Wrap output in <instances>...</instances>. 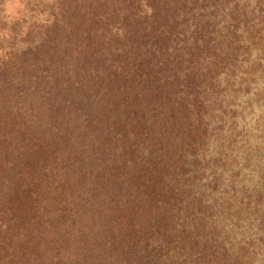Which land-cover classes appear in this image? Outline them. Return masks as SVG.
I'll use <instances>...</instances> for the list:
<instances>
[{
	"label": "rangeland",
	"instance_id": "rangeland-1",
	"mask_svg": "<svg viewBox=\"0 0 264 264\" xmlns=\"http://www.w3.org/2000/svg\"><path fill=\"white\" fill-rule=\"evenodd\" d=\"M146 1L151 0H137L140 18L152 13ZM105 3L104 12H96L101 21L95 25L92 20L95 11L80 0H0V139L6 140V148H0V229H6L8 222L10 225L5 192L28 176L23 157L29 145L46 143L53 150L57 145L63 148L70 138L78 144L73 158V152L64 148H54L53 154L47 152L50 161L54 163L56 156L57 161L52 164L55 172H46L44 186L53 197V207L76 206L77 213H82L74 222L62 226V232L67 231L69 237L80 229L90 231L95 223L99 227L106 221L112 223L115 207L125 209L122 227L119 226L114 238L118 256L115 254L110 264H179L184 249L175 241L183 234V228L189 229L195 223L192 211L205 221H213L214 233L223 241L246 247L250 251L248 264H264L263 212L241 202L243 191L249 194L255 189L264 191V155L258 154L260 149L264 150L263 49L250 45L249 34L238 38L239 47L229 59L232 63L227 70L231 83L228 87V79L222 73H217L219 86L212 87L210 82L215 84L216 79H208L205 59L196 60L193 67L203 88L200 99L204 100V106L187 111L177 99L181 91L183 95L188 91L182 87L168 89L165 86L168 83L162 84L163 79L155 81V76L144 79L143 59L153 55L175 62L176 49H181L188 42L186 39L190 40L195 22L192 15L206 16L211 9L202 7L200 1L197 4L200 8L185 14L173 7L167 10L161 3L162 13L169 17L161 20V26L157 22L152 26L150 20L144 31L155 36L139 40L137 44L144 43L134 60L124 66L123 52L129 48L125 33L131 28L124 16L125 0H105ZM256 4V0H233L230 7L236 6L240 13H245L242 20L252 21ZM185 19L178 27L184 34L167 40L162 47L154 45V39L163 35L162 30ZM101 38L107 49L103 50L97 42ZM114 43L122 55L118 61L121 72L125 71L126 77L132 79L117 77L121 87L106 92V86L92 84L97 68L105 62L92 61V52L95 46L97 51L103 50L108 55L105 62L108 64ZM103 71L101 77L108 74V69ZM86 85L88 89L83 91ZM148 86L156 90L153 98L146 95ZM191 99L187 96V101ZM241 107H246L243 115L239 112ZM191 115H199L198 120ZM96 117L101 122L94 127ZM232 121H235L232 133L248 140L247 144L256 152L253 156L251 153L254 162L247 161L248 166L241 170L234 186L218 158L228 141L227 129ZM96 138L99 143L95 152ZM70 155L71 166L66 168L64 161ZM67 172L70 181L65 179ZM231 195L234 196L229 198ZM101 197L106 210H99L94 203ZM85 200H88L85 207L77 205ZM58 238L59 232L55 241ZM15 239L16 236L13 246ZM70 240L71 246L76 247L73 241L77 238ZM50 250L48 263L52 259V263L89 264L91 260L93 264L92 259L80 256L76 248L66 250L59 242ZM18 262H12L10 257L0 260V264Z\"/></svg>",
	"mask_w": 264,
	"mask_h": 264
},
{
	"label": "trees",
	"instance_id": "trees-1",
	"mask_svg": "<svg viewBox=\"0 0 264 264\" xmlns=\"http://www.w3.org/2000/svg\"><path fill=\"white\" fill-rule=\"evenodd\" d=\"M153 1L155 0H151L150 2L146 1V6L152 10V13H145L142 18H140L138 16L139 8L137 0H125L126 6L124 7V16L127 18V24L130 25L131 28L125 33L127 47L129 48L123 52L125 53V57L122 60L125 62V64H123L124 66L126 63H129L130 60H134L136 55L135 53H137L139 48H141L140 44L144 43L140 41V43L137 44L139 40L142 38L145 39L147 36H155L152 33H146V31H144L147 30L150 20L152 26L154 25V22H157V26H161V20H165V16L169 17V15L162 13L160 9L161 3L166 5L167 10L173 7L176 11L178 9V11L181 10L185 14H189L190 12L192 13L194 9L200 8L197 6L200 1L203 2V4H201L202 7L204 6L211 9V11H209V15L206 16H203V13H194L192 15L195 17V22H192L193 26L190 32V40L189 38L186 39L185 41L188 42L185 43L181 49H176L177 59L175 62L168 61V58L165 60L156 56L153 57V55H146L143 59V63H145V71H143L144 79L155 76V81L159 82L163 79L162 84L163 82H167L168 84H165V86H167L166 88L168 89L169 87H182L183 90L188 91L187 95H183L181 91V95L177 99V101L179 100L177 102L179 106L184 104L187 111L192 107L197 109L204 106V100L200 99L203 88L201 82L198 78H196V74L198 72L195 71V68L193 67L196 60L205 59L204 65L207 70V75L210 74L208 79L210 81L216 79L215 84L210 82L212 87L219 86L217 79L218 74L220 73L224 74L225 78L228 79V83L226 84V87H228L231 83L229 81V74L227 70L232 63V60L229 61V59L234 57V50H237L239 47L237 44V41L239 40L238 38H243L244 33L245 35L249 34L251 35L249 37L250 45L254 48L255 45H257L256 47L259 46L258 48H261L264 51V0H256L257 4L253 9V13L256 15L252 19L253 22L246 19L242 20L241 16L245 13H240L236 6L233 8L230 7V2H233V0ZM80 2L82 4H87L89 8L95 11V16L92 20L95 25L99 23L101 18H98L96 12L98 10L104 12V8L106 6L105 0H90L89 2L87 0H80ZM115 9L116 8H113L112 12H114ZM208 16H213L214 18L212 19ZM219 17L222 18L220 20H216ZM176 18H178L177 13ZM185 21L186 19L178 22L174 21L172 26H170L167 30H162L160 33H163L164 36H158V39L156 37L153 42L154 45L158 44L162 47V43H165L167 40H173L174 36L177 37L184 34L185 32L183 33L182 30L180 31L178 27ZM249 22L251 23L249 24ZM143 24V27L137 28L138 25ZM182 40L184 41V39ZM97 42H100L99 45L103 48V50L108 48L104 38H101L100 41L97 40ZM105 45L106 48L104 47ZM103 50L101 52L97 51V47L95 46L92 52V61L94 60L96 63V61L104 62L105 60L106 62L108 55L107 53H103ZM119 50L120 49L117 47V43L111 45V61L110 63L108 62V64L104 62L102 67L97 68V77L92 83L96 87H99L100 84L102 86H106V92L107 89L108 91H112L115 87H121V85L119 86L117 84V77L124 76L128 80L132 79L131 76L126 77L128 74H125V71L121 72L120 66L122 65H119L118 61L122 55L119 53ZM180 50L181 52L178 53ZM155 59H159L161 61L157 62L158 60L155 61ZM257 59L258 64L260 65L261 58L258 57ZM201 60L199 62H201ZM103 69H105L106 72L108 69V74L101 77L104 73ZM123 79L120 80L121 84ZM87 89L88 87L86 85L83 91H87ZM147 89L146 95L151 94L149 97L153 98L152 96L156 94V90L154 91L151 87L149 89V86ZM117 96L118 95H116V97ZM158 96L159 95L157 93L155 97L158 98ZM166 96L168 97V95ZM187 96H191L192 99L187 101ZM240 109V115H243V111L246 107H241ZM176 110L177 109L174 108V111ZM233 115L231 118H233ZM191 116L193 120H198L197 117L199 115L197 117L195 115ZM86 120H90V118L86 117ZM93 122L95 127L101 121L99 117H96V119L93 118ZM232 123L233 124H231L227 129L229 133L228 141L226 140L227 143L223 145L222 150L218 154V158L219 163L223 169H225L224 171L229 172V177H231L230 184H232L231 186H234L237 184L238 179L240 178L239 176L242 174L241 170L248 166L247 161L250 160L251 164L254 162L255 159L252 156L256 152L249 144H247L246 141L248 140L240 138L238 136L239 134L236 135L235 132L232 133L235 121H232ZM192 124H194V122H192ZM97 143H99L98 138H96L93 142V145L96 146L94 150L95 152L98 147ZM5 144L6 140L0 139V148H6V146H4ZM65 144L66 145H64L63 148L70 153L73 152V158L75 153L78 151L77 141L68 138ZM54 148H56V150L63 149L62 146L59 147V145ZM54 148L53 150L50 149L46 143L41 144L36 142L34 144L32 142L23 157V164H25L23 167L24 169H27L28 176H24L26 179L21 178L23 181L19 183L18 186L10 188V192H5L3 196L5 200L4 204L7 205L8 210L10 211V225L8 222V226H5L6 229H0V260L10 257L12 262L17 260L19 261V264H41V262H45V264H66L65 261L63 263L62 261H54L52 263V259H49L48 263L47 252L51 251L50 249L57 246L59 242L60 247L66 250L76 248V252L79 253L80 256L86 259H92L93 264H110L109 261H112V257L115 254L118 256L115 251L116 242L114 238L115 234L120 230L119 226H121V223L123 222L121 217L125 213V209L116 205V212L112 215V223L106 221L104 226L102 224L100 227L96 226L95 223L90 231L80 229L77 233H75V235L70 236L77 238V240L73 241L77 243V246L72 247L70 237L68 236L69 233L65 230L62 232V226L68 221H70V223L74 222L82 215V213H77L78 210L75 209L76 206L67 208L66 206L62 208H58L57 206V208L53 207V197L48 190L47 185L44 186L48 176L46 172H55V166L52 164H56L57 156L54 157V163L50 161L49 156H47V152L52 154L56 153ZM260 152L262 157L264 155V150L262 152L260 149L258 154ZM69 158L71 159V155L66 161H64V167L68 166L66 168H70L71 166ZM127 164H130V162L128 161ZM68 172L65 177L66 181H70L68 178ZM56 173L59 175L58 171H56ZM37 180H40L41 183L38 184ZM246 191H243L241 194V202L245 207L254 209L256 212H263L261 225L264 232V191L257 192L255 189L253 193L251 192L252 194H249ZM93 196L95 197L99 195ZM233 196L234 195H231L229 198ZM103 202H105L104 197H101L98 201L94 200L95 205H97L96 208L99 207V210L103 208L106 210L105 207H103ZM87 203L88 200H85L78 202L77 205L85 207ZM95 205H93V207ZM111 208L109 212L112 213L114 208ZM192 212L195 223L192 224L189 229L183 228V234L175 241V243L179 244L180 249H184V254L182 255V259L180 258V261L178 262L179 264H248L250 251L246 247L242 245L234 246L229 242L223 241L219 235L217 236V234L214 233L216 229L213 221H205L204 218H201L200 214L196 215L194 211ZM57 232H59V238L58 241H55ZM14 236H16V244L13 246ZM72 258L73 257L70 259ZM90 263L91 260L89 264Z\"/></svg>",
	"mask_w": 264,
	"mask_h": 264
}]
</instances>
